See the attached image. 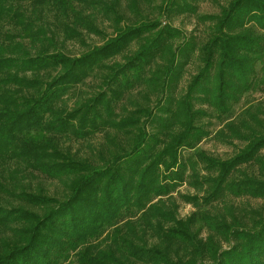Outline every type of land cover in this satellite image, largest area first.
<instances>
[{"label": "trees", "instance_id": "trees-1", "mask_svg": "<svg viewBox=\"0 0 264 264\" xmlns=\"http://www.w3.org/2000/svg\"><path fill=\"white\" fill-rule=\"evenodd\" d=\"M18 1L0 0V21L13 20L33 43L46 31L44 26L34 30V21L52 32L41 17L42 6L52 9V27H61L65 37H79V27L100 33L92 15L84 12L96 0H29L31 19L18 9ZM100 4L106 13L114 14V34L75 57L59 49L48 51L45 43L52 44V37H43L34 53L22 42L0 46V264H264V219L260 216L250 227H235L217 214L197 215L195 220L200 219L208 230L205 238H199L190 230L193 215L178 219L160 198L152 202L153 197L167 194L182 182L185 162H181L179 148L192 146L191 140L206 134L192 123L206 111L192 109L190 100L200 98L220 118L242 94L264 84V76H258V70H264V0H231L220 15H207L214 24L198 47L202 67L184 97L172 106L168 93L153 111L135 109L136 120L133 115L102 121L101 125H111L132 137L125 146L109 142L108 157L94 163L74 159L60 142L62 137L85 138L98 130L100 112L91 100L105 104L104 110L110 113L108 94L103 91L92 99L82 97L72 108L60 103L64 97L76 95L78 84L102 69L108 71L102 74L103 82L114 86H109L112 98L119 95L117 89L143 84L147 91L157 90V85L169 91L197 49L192 38L174 49L176 29L160 26L158 20L124 21L115 13L120 0ZM138 6V0H127L130 12L137 13ZM165 8L195 10L187 0H165ZM137 38H143V43L122 64L104 63ZM157 59V68L145 78V68ZM41 70L48 73L43 79L24 74ZM243 114L236 121L225 122L217 133L222 139L245 140L231 158L196 153L208 172L199 182H211L209 192L201 198L204 203L224 196L225 191L264 200V178L239 169L240 164L254 162L264 173V155L259 153L264 133L257 130L259 117L250 109ZM140 116L152 124L151 130L137 125ZM8 169L6 177L3 172ZM25 171L60 181L66 194L58 198L42 188L35 192L22 188L17 181ZM191 176L198 174L192 172ZM149 236L154 237L151 244ZM223 243L228 245L223 247Z\"/></svg>", "mask_w": 264, "mask_h": 264}, {"label": "rangeland", "instance_id": "rangeland-1", "mask_svg": "<svg viewBox=\"0 0 264 264\" xmlns=\"http://www.w3.org/2000/svg\"><path fill=\"white\" fill-rule=\"evenodd\" d=\"M98 3L85 7L84 12L92 15L95 24L100 29L98 32H88L85 29L79 27L81 32L79 37L68 38L65 37L64 31L60 27L54 29L52 27L53 12L47 10L46 6L40 7V13L42 19H45L47 26L50 27L52 32L48 30L45 25H41L39 20L33 22V29L36 30L38 26H44L46 31L45 35L31 41V36L27 34L25 30L15 24L13 20L0 21V46L1 48L9 42H22L27 48L30 45V52L34 53L37 48L42 45L41 41L43 37H52V44L47 45L48 51L55 49L62 50L70 57H75L92 46L101 45L107 38L114 34V14L106 13L100 3H109L111 0H96ZM138 12H130L127 8V0H120V4L115 10V13L119 14L124 21L134 22L141 19L148 21H159V25L168 24L176 29L178 36L172 40V47L175 49L184 39L192 38L196 43L197 49L191 55L185 68L182 72V76L177 80L170 90H163L161 86L157 85V90L147 91L146 86L136 85L129 90H119L116 93L119 95L116 98H112L109 95V86L114 87L113 84L106 85L103 82L104 73H108L107 69L96 70L88 75L80 84L77 86L78 92L76 95L71 97H64V100L60 103L65 104L67 107H75L76 101L82 97L91 98L99 93L106 91V99L110 102L111 110L107 113L104 110L103 105L91 100L95 107L100 112V116L96 118L98 121V130L94 131L93 134L85 138H73V137H62L61 148L69 152L74 159L89 160L94 163H102L103 159L108 157V152L111 151V145L109 142H116L117 145H123L131 142V134L125 133L124 131H118L112 128L111 125L103 124L102 121H116L120 117L135 116L136 113H132L135 109H147L154 110V106L158 101L164 99V96L168 93L171 95V105L174 106L177 100L184 97L187 86L190 83L193 76L199 72L202 67V62L199 58L198 47L202 45L212 29L214 20L206 18L207 15L218 16L224 8H227L231 0H187L195 6V10L191 11H170L165 8V0H138ZM179 3L185 0H176ZM18 9L24 10L26 19L33 18V13L30 16V9L32 4L29 0H19L16 2ZM75 7L79 5H74ZM159 26V27H160ZM31 41V42H30ZM50 41V42H51ZM143 38H137L132 40L127 47L120 53L104 61L105 64H111L112 62L122 64L127 57L131 56L138 47L143 43ZM49 42V43H50ZM6 53V52H5ZM159 60H155L154 63L147 69L145 68L144 77H149L148 71L154 70L156 63ZM259 69V66H258ZM54 73L53 70L50 71ZM20 73V72H19ZM258 76H264V70H258ZM26 76H38L41 79L48 75L47 72L41 70L40 72L30 73L25 72ZM45 74V75H44ZM157 81V80H156ZM157 82L154 84L156 86ZM195 96H199L198 93H193ZM75 96L77 98H75ZM90 101V100H89ZM192 109H202L206 111L205 115H200L194 119L193 125L200 127L205 131V135L201 136L200 140H191L192 146L185 145L179 148L178 154L181 162H185V168L182 172V182L177 185L172 191H169L165 195L159 197H153L152 202H157L160 198L165 208L170 209L171 215L178 219H184L190 215H193L194 221L190 225L191 232L195 233L199 238H205L208 230L200 219H196L197 215L204 213L217 214V216L224 217L227 221L233 222L235 227L244 225V227H250L252 222L260 216L264 219V200L261 197L252 196L248 193H242L240 195H234L233 193L225 191L224 196L215 199H209L208 203L201 201L203 196H206L210 190L211 182H199L202 176L208 174L207 170L203 168V163L199 161L196 153L203 151L209 156L219 157L221 159L231 158L240 148L245 145V140L238 138H220L217 133L220 129L224 128L225 122L230 119L235 121L244 116L243 112L246 109H250L256 112L259 117V123L257 130L264 133V112H257L258 109H264V84L259 83L254 89L249 90L242 94L240 99L233 105L231 111L223 117H217L212 108L205 102H202L200 98H193L190 100ZM208 112V114H207ZM89 116V114L87 115ZM92 118V115H90ZM137 125L140 127L143 125L145 130H151L152 124L145 119V116H140ZM104 123V122H103ZM252 123V122H251ZM131 129H134L132 127ZM48 134V133H45ZM161 147V145H159ZM120 150V148H117ZM259 153L264 155V146L259 150ZM14 166L13 164L10 166ZM10 169V168H9ZM4 171V175L7 177L9 172ZM239 169L244 170L248 175L256 178H264V173L259 170L258 165L254 162L244 163L239 165ZM194 172L198 177L194 178L191 173ZM23 173V172H21ZM232 174V173H231ZM233 174L236 177L238 171L234 170ZM232 174V175H233ZM198 180V181H197ZM17 184L22 188L29 191H37L42 188L47 194L58 198L64 197L67 190L64 184L52 178H48L39 172H27L21 174L18 177ZM10 187V186H8ZM197 196V197H195ZM198 198V200H197ZM16 203V202H14ZM171 224L172 222H167ZM154 242V237L149 236L148 243ZM228 244L223 243L222 246L226 247ZM73 261L74 258L72 257Z\"/></svg>", "mask_w": 264, "mask_h": 264}]
</instances>
